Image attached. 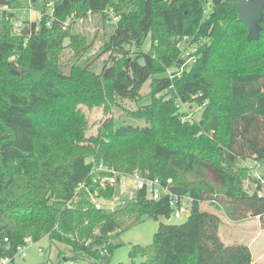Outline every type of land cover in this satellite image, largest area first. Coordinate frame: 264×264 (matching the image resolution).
Here are the masks:
<instances>
[{"label": "trees", "instance_id": "trees-1", "mask_svg": "<svg viewBox=\"0 0 264 264\" xmlns=\"http://www.w3.org/2000/svg\"><path fill=\"white\" fill-rule=\"evenodd\" d=\"M46 1L27 0L40 14L27 26L28 36L12 34L5 16L12 19L13 13L0 17V261L13 258L27 238H47L68 246L73 260L106 264L117 247L109 242L128 229V220L170 218L167 199L151 201L143 191L113 209L96 210L81 193L72 201L93 156L123 174L171 179L190 199L186 220L160 223L151 244L134 248L132 259L257 264L247 246L222 242L219 217L199 204L217 203L234 222L256 217L264 228L261 186H244L249 177L240 167L244 159L264 164V7L259 40L247 42V29L231 6L242 0H53L50 27ZM20 2L9 0L8 8L21 9ZM71 14L116 19L103 49L109 59L98 77L104 100L129 120H108L90 155L79 146L83 123L75 118L72 89L94 73L88 64L65 72L61 62L65 39L76 59L86 48L80 36L62 29ZM148 35L164 51L141 50ZM185 36L205 40L201 56L171 81L160 74L177 55L172 38ZM148 80L150 103L125 108L124 101L141 100ZM192 101L205 103L201 121L181 122L178 104ZM112 195L110 188L102 193L104 199Z\"/></svg>", "mask_w": 264, "mask_h": 264}, {"label": "rangeland", "instance_id": "rangeland-1", "mask_svg": "<svg viewBox=\"0 0 264 264\" xmlns=\"http://www.w3.org/2000/svg\"><path fill=\"white\" fill-rule=\"evenodd\" d=\"M20 4L22 8L13 12V17L11 19L12 24L21 22L23 25H29V23L33 21H39L40 14L27 2V0H21ZM207 7L206 5L205 8ZM204 13L208 15L209 9L205 10ZM70 17L73 18L71 19ZM69 18V25L66 29H69L72 35L80 36L84 41L82 47L86 48L82 57L76 59L74 51L69 45V40L65 39L63 43L65 48L63 49L61 57L63 70L67 72L73 64H88L94 73V76L86 79L88 81L87 83L81 80L79 81L81 87H74L72 89V106L75 118L78 122L83 123L81 143L79 146L80 148L88 147L90 151L87 153L90 155L95 149L103 125L108 120L119 119L126 122L129 120L123 111L116 110L104 100L101 93V82L98 77L103 64L108 62L109 59V53L104 52L103 49L109 36L113 33V25L116 19H104L102 16L90 14H87V16L83 18H76L74 14H71ZM172 41L177 50V55L172 60L170 66L163 67L164 71L160 75L168 77L171 81H175L181 78L185 71L188 72L200 58L201 54L199 48L204 45L205 40H203L202 37L196 39L194 36H185L181 38H172ZM158 44L159 42L157 40H152L151 36L148 35L143 42L141 50L148 52L155 51L156 48H159L160 51H162V49L164 51V48L160 47ZM82 88L85 90H82ZM149 94L150 80L142 86L140 90L141 100L137 104L124 101L123 106L134 110L137 109L138 106L147 105L151 100ZM160 95H163V93L156 94L155 99L159 98ZM204 104L205 103L198 104L193 101L185 104H178L180 109L178 119L181 122L189 124L199 123L205 108ZM137 123L140 126L143 124L141 121ZM80 152L86 153L83 149L80 150ZM92 160H94L93 156H88L87 161ZM256 162V165L253 160L247 161L244 159L240 162V167L242 169H247V175L249 177V180H243L244 186L248 185L250 182L253 183L251 185L252 188H255L257 185L264 187V164H262L261 161ZM121 189L122 186L115 188L112 198L108 201L111 205L118 204L123 198L120 192ZM182 201L186 203L187 208L190 207V201L186 197H183ZM105 206H109V204ZM199 209L210 213L213 212V214L217 213L220 221H226L227 219L223 213L222 207L215 202H201L199 204ZM187 216L188 213L185 212L181 214L180 218L170 216L168 220L164 218L154 220L145 217L137 222H129L132 219L128 220V229L110 240L109 243L117 247L111 254L107 255L108 260L106 264H140L142 259H132L130 257L132 250H134V248L149 246L160 223L181 224L186 220ZM220 225V233L218 232V235L222 239H227L228 235L225 225L222 224V222ZM230 244H232V241ZM72 256L73 253L68 246L63 243L50 244L47 238H43L37 243L27 242L25 245V257L20 258L15 256L13 261L8 264H89L88 260H73Z\"/></svg>", "mask_w": 264, "mask_h": 264}, {"label": "built area", "instance_id": "built-area-1", "mask_svg": "<svg viewBox=\"0 0 264 264\" xmlns=\"http://www.w3.org/2000/svg\"><path fill=\"white\" fill-rule=\"evenodd\" d=\"M9 1V0H6ZM46 8V26L50 27L53 11V0H47L45 4ZM20 10V9H18ZM15 10H10L7 6H0V17L5 12L6 14L13 13ZM71 19L73 17H70ZM68 17L62 24V29H66L69 25L68 21L70 20ZM5 20L10 21L8 16H5ZM28 25H23L21 22L11 23V30L13 35H20L21 30ZM247 161H252L247 159ZM255 165H256V161ZM91 168L88 174L87 180L79 183L74 191V196L72 201H76L78 195L81 193L93 204L96 210H100L103 208L113 209L115 206L119 204H123L126 200L132 199L134 194L138 191H143L145 197L151 201H158L162 198H166L168 202V207L171 209V216L175 218H180L181 214L187 212L189 214V208L186 207V203L182 201L183 197L186 196H176L170 192V188L172 186V180L166 179L165 181L160 180L159 178H149L141 175L139 172L135 171L132 174H123L121 172L115 171L114 169L104 165L101 162H96L94 160L90 161ZM122 186L121 195L123 198L116 205H111L108 202L109 199H104L102 197V193L107 191L108 188L113 190V194L115 192V188ZM264 194V187L261 186L260 191H258V196H262ZM113 196V195H112ZM127 196V197H126ZM126 197V198H124ZM189 201L190 199L186 197ZM109 204V206H105ZM27 242H32L30 238L25 240L24 246H18L16 248L15 256L20 258L25 257V245ZM40 251V250H39ZM13 258H4L0 261V264H8Z\"/></svg>", "mask_w": 264, "mask_h": 264}, {"label": "crops", "instance_id": "crops-1", "mask_svg": "<svg viewBox=\"0 0 264 264\" xmlns=\"http://www.w3.org/2000/svg\"><path fill=\"white\" fill-rule=\"evenodd\" d=\"M214 214L217 215V213ZM221 222L225 225L228 235V240L221 238L225 245H231L232 241V244L247 246L252 260L257 264H264V228H261L258 218H248L235 222L227 218L226 221Z\"/></svg>", "mask_w": 264, "mask_h": 264}, {"label": "water", "instance_id": "water-1", "mask_svg": "<svg viewBox=\"0 0 264 264\" xmlns=\"http://www.w3.org/2000/svg\"><path fill=\"white\" fill-rule=\"evenodd\" d=\"M162 0H153V2H161ZM8 1L0 0V6H7ZM235 9L238 21L247 29V42L258 41L260 37V23L263 21L262 9L264 0H242L231 5ZM21 36H28L29 29L24 27L20 33ZM14 75H19L17 71H11ZM170 192L176 196H184L185 190L181 187H171ZM64 260V259H63Z\"/></svg>", "mask_w": 264, "mask_h": 264}]
</instances>
